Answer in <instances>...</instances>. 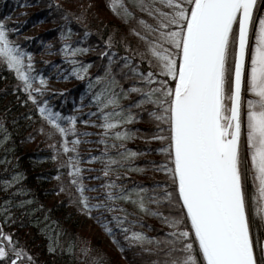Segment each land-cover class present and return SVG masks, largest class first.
Masks as SVG:
<instances>
[{
    "label": "snow or ice",
    "instance_id": "6c2138e0",
    "mask_svg": "<svg viewBox=\"0 0 264 264\" xmlns=\"http://www.w3.org/2000/svg\"><path fill=\"white\" fill-rule=\"evenodd\" d=\"M109 7L129 23V32L139 37L144 47L125 44L132 55H123L121 68L129 67L136 77L127 87L113 71V55L108 56L104 75L94 77L95 85L90 79L92 101L103 119V135L118 141L131 139L136 130L128 129V124L142 119L139 113L147 109L160 133L148 138L164 142L157 151L165 159L156 170H162L166 179L155 182L153 188L127 187L107 179L96 186L104 189L103 199L91 202L85 187L93 186L78 183L74 176L81 211L88 215L92 209L112 213L111 221L123 230L130 245L157 253V258L146 264H264V241L258 233L264 226V13L256 12L258 0H110ZM14 31L0 19V61L15 69L39 116L61 136L72 132L73 145L78 144L73 127L76 118L64 117L45 98L47 77L32 71L33 53L11 38ZM105 43L109 48L101 56L111 47V40ZM69 47L67 42L62 46ZM143 59L148 60L147 72L139 66ZM86 68L83 65L73 71L83 76ZM124 79H128L126 73ZM34 80L41 87L34 88ZM63 120L71 123L65 126ZM101 142L108 144L107 140ZM61 143L67 150L66 142ZM53 147L55 151V141ZM119 148L116 157L105 148L89 159L107 160V174L112 171L109 165L137 155L124 143ZM69 167L70 175L80 172L79 165ZM121 200L161 219L169 231L156 237L137 229L134 226L142 225V218L119 203ZM162 203L174 212L165 214L159 207H149ZM97 221L113 235L103 214ZM17 243L0 228V264H34L31 254L16 247Z\"/></svg>",
    "mask_w": 264,
    "mask_h": 264
},
{
    "label": "trees",
    "instance_id": "16d2710c",
    "mask_svg": "<svg viewBox=\"0 0 264 264\" xmlns=\"http://www.w3.org/2000/svg\"><path fill=\"white\" fill-rule=\"evenodd\" d=\"M109 2L0 0V19L9 28L16 29L10 32L11 38L33 53L32 71L37 76L47 77V83L43 85L47 89L45 98L64 117L76 118L73 127L80 140L73 145L72 132L61 136L41 118L28 99L15 69H9L0 61V228L18 241L16 247H23L31 254L34 264H97V260L99 264H146L157 258L156 252L143 251L138 244L130 245L124 239L123 230L111 221L112 213L92 209V215H88L81 211L78 184L73 182V177L77 176L78 183L93 186L85 187V193L92 198L91 202H95L104 196V189L96 186L104 185L107 179H116L118 184L127 187L147 185L149 188L166 179L162 170H156L165 159L164 154L157 151L164 142L148 138L160 135L149 111L146 109L139 113L142 119L128 124V129L136 130L131 139L118 141L112 135H103L102 115L92 101L94 93L89 90L90 79L95 85L94 77L104 75L108 56L113 55V71L127 87L129 81L136 77L129 67L121 68L123 55L126 52L132 55L125 44L131 43L132 48L144 47L139 37L129 32V23L122 21L109 7ZM263 5L264 1L259 0L257 14L262 13ZM107 40H111V47L101 56L100 53L109 48L105 43ZM65 42L70 46L67 49L62 48ZM73 48L87 51L73 52ZM134 59H140V56ZM83 65L87 68L83 70V76H79L73 69L83 68ZM139 66L147 72L148 60L143 59ZM24 67L27 68V64ZM125 73L128 79H124ZM33 87L41 85L34 80ZM130 95L135 97L137 94ZM124 103L127 105L128 100L125 99ZM62 123L67 126L71 121L63 120ZM41 127L44 131H40ZM50 131L52 136H49ZM85 132L89 135H84ZM102 140H107L108 144ZM62 141L66 142L67 150ZM113 142L116 143L115 148L112 147ZM120 143L133 149L137 155L129 161L117 160L109 165L111 172L104 173L107 160L89 159V155H99L105 148L108 154L116 157ZM69 165H79L80 172L70 175ZM137 168L142 170L137 171ZM117 172L121 175L116 176ZM119 203L137 212L143 224L134 227L147 235L163 237L169 231L161 219L139 212L131 203L122 200ZM149 207H159L165 214L174 212L164 203L150 204ZM100 214L110 221L115 240L98 223ZM258 233L264 241V226L259 227ZM253 235H257L255 228ZM144 247L155 245L145 244ZM83 248L88 251H82Z\"/></svg>",
    "mask_w": 264,
    "mask_h": 264
},
{
    "label": "rangeland",
    "instance_id": "374dc122",
    "mask_svg": "<svg viewBox=\"0 0 264 264\" xmlns=\"http://www.w3.org/2000/svg\"><path fill=\"white\" fill-rule=\"evenodd\" d=\"M258 1H259V0H258ZM263 1H264V0H263ZM263 7H264V5H263ZM262 13H264V9H263Z\"/></svg>",
    "mask_w": 264,
    "mask_h": 264
}]
</instances>
